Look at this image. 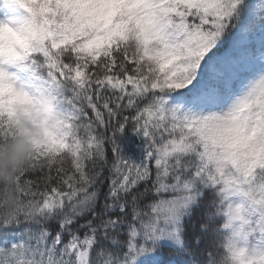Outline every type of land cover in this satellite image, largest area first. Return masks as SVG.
<instances>
[{
	"label": "snow or ice",
	"instance_id": "obj_1",
	"mask_svg": "<svg viewBox=\"0 0 264 264\" xmlns=\"http://www.w3.org/2000/svg\"><path fill=\"white\" fill-rule=\"evenodd\" d=\"M0 10V142L42 129L0 264H264V0Z\"/></svg>",
	"mask_w": 264,
	"mask_h": 264
},
{
	"label": "clouds",
	"instance_id": "obj_2",
	"mask_svg": "<svg viewBox=\"0 0 264 264\" xmlns=\"http://www.w3.org/2000/svg\"><path fill=\"white\" fill-rule=\"evenodd\" d=\"M39 118L54 122L56 109L54 105H43ZM18 134L5 142H0V199L15 206L17 203V178L29 169L36 148L34 140L42 137V129L36 117H19Z\"/></svg>",
	"mask_w": 264,
	"mask_h": 264
},
{
	"label": "trees",
	"instance_id": "obj_3",
	"mask_svg": "<svg viewBox=\"0 0 264 264\" xmlns=\"http://www.w3.org/2000/svg\"><path fill=\"white\" fill-rule=\"evenodd\" d=\"M3 14H4L3 11L0 10V15H3ZM106 191H107V183H106L105 187L102 189V192H106ZM102 203H103V198L101 197V204ZM193 223H195V221ZM51 227L55 228L56 227V223L52 222L51 223ZM196 258H197V260L202 259V257H200V256H197Z\"/></svg>",
	"mask_w": 264,
	"mask_h": 264
}]
</instances>
